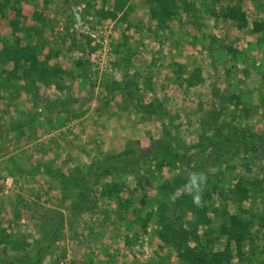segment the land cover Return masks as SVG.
Instances as JSON below:
<instances>
[{
  "label": "rangeland",
  "instance_id": "1",
  "mask_svg": "<svg viewBox=\"0 0 264 264\" xmlns=\"http://www.w3.org/2000/svg\"><path fill=\"white\" fill-rule=\"evenodd\" d=\"M2 1L0 264H172L180 194L264 264V0H168L163 25L152 0Z\"/></svg>",
  "mask_w": 264,
  "mask_h": 264
},
{
  "label": "trees",
  "instance_id": "2",
  "mask_svg": "<svg viewBox=\"0 0 264 264\" xmlns=\"http://www.w3.org/2000/svg\"><path fill=\"white\" fill-rule=\"evenodd\" d=\"M154 4L150 6V11H153V20L157 19L159 24L164 23L165 20L172 15L168 0H152ZM149 0L148 3L152 2ZM5 1L0 0V14L3 12V6ZM222 16L225 18V21L234 24L236 29H241L245 25L243 15L236 6H228L222 12ZM151 20V19H150ZM15 56L19 59L20 56H24V60L29 63V67H36V55L33 48L20 47L15 50ZM16 58V59H17ZM17 59V60H18ZM41 68L45 65L44 61L39 62L38 64ZM233 98V97H232ZM236 103H238L236 101ZM241 104V103H240ZM242 107V104H241ZM245 111V110H244ZM224 127V124H223ZM218 129L214 133H219ZM226 132V131H225ZM225 134L228 135L226 132ZM226 136V135H225ZM222 137V136H221ZM218 141L220 135L217 137ZM182 190L179 185L166 184L162 186V191L164 194H168L170 197L176 196L177 191ZM182 194L177 196L176 199L184 200L183 205V215L191 211L194 212L192 221L194 226L192 230H186L185 228L178 227L177 231H174L169 224H161V228L156 231L155 237L159 239L162 245L171 247L174 250V262L172 264H243L240 259L241 253L240 244L244 240L249 239V232L247 230V223L242 224L239 221L231 220L229 227L225 230H217L220 236H215V239L201 240L198 234V225L204 224L206 222L205 211L194 206V202L190 196L180 197ZM161 208V207H160ZM187 216V215H184ZM190 217V215L188 216ZM215 233V232H214ZM223 237V244L219 248V238ZM171 264V263H168Z\"/></svg>",
  "mask_w": 264,
  "mask_h": 264
}]
</instances>
